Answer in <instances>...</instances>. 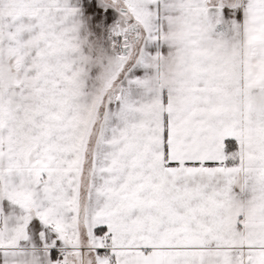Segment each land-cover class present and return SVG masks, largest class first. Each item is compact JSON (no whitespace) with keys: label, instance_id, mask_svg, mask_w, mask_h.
Here are the masks:
<instances>
[{"label":"snow or ice","instance_id":"snow-or-ice-1","mask_svg":"<svg viewBox=\"0 0 264 264\" xmlns=\"http://www.w3.org/2000/svg\"><path fill=\"white\" fill-rule=\"evenodd\" d=\"M0 264H264V0H0Z\"/></svg>","mask_w":264,"mask_h":264}]
</instances>
